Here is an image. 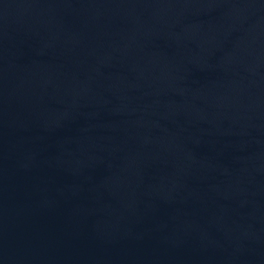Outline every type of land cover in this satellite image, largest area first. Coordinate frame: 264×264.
<instances>
[{"label": "water", "instance_id": "95a60500", "mask_svg": "<svg viewBox=\"0 0 264 264\" xmlns=\"http://www.w3.org/2000/svg\"><path fill=\"white\" fill-rule=\"evenodd\" d=\"M0 264H264V0H0Z\"/></svg>", "mask_w": 264, "mask_h": 264}]
</instances>
